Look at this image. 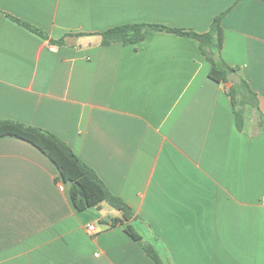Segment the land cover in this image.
I'll list each match as a JSON object with an SVG mask.
<instances>
[{"label":"crops","instance_id":"obj_1","mask_svg":"<svg viewBox=\"0 0 264 264\" xmlns=\"http://www.w3.org/2000/svg\"><path fill=\"white\" fill-rule=\"evenodd\" d=\"M227 9L221 56L258 96L242 129L196 38L96 35L203 33ZM0 120L58 136L132 209H75L46 154L1 136L0 264H156L126 225L165 264H264V0H0Z\"/></svg>","mask_w":264,"mask_h":264},{"label":"trees","instance_id":"obj_2","mask_svg":"<svg viewBox=\"0 0 264 264\" xmlns=\"http://www.w3.org/2000/svg\"><path fill=\"white\" fill-rule=\"evenodd\" d=\"M229 9L216 15L209 29L203 33L184 31L161 24L126 23L110 27L102 32L96 33V35L100 36L102 45L119 41L123 43L136 42L142 38V29L145 27L163 29L192 36L199 41L203 55L210 62L209 77L217 82H227V74L235 71V68L228 66L221 56L223 43L221 21ZM13 19L28 29L46 37V34L42 30L19 19ZM49 41L51 43L63 44L64 37L56 40L50 39ZM227 93L233 109L235 126L237 129H242L245 107L250 105L255 111H258V96L243 78H237L230 85ZM6 135L18 137L33 144L51 159L58 172L55 180L66 184L69 197L75 209L81 211L92 206H99L105 202L120 212L119 217L111 218L112 223L123 222L132 218V209L129 205L121 197L112 193L98 177L93 168L82 161L70 146L52 132L17 121L0 120V137ZM69 181L72 182L70 187L67 185ZM125 232L143 246L147 255L156 264H165L163 256L151 241H143V237L130 225L125 226Z\"/></svg>","mask_w":264,"mask_h":264},{"label":"built area","instance_id":"obj_3","mask_svg":"<svg viewBox=\"0 0 264 264\" xmlns=\"http://www.w3.org/2000/svg\"><path fill=\"white\" fill-rule=\"evenodd\" d=\"M57 185H58V188L60 189V190H64L65 188H66V184L65 183H63V182H57ZM93 228H94V225L93 224H90V225H88V227H87V229H88V231H92L93 230Z\"/></svg>","mask_w":264,"mask_h":264},{"label":"water","instance_id":"obj_4","mask_svg":"<svg viewBox=\"0 0 264 264\" xmlns=\"http://www.w3.org/2000/svg\"><path fill=\"white\" fill-rule=\"evenodd\" d=\"M226 78H227V80H228L229 82L234 83V81H235V79H234V72H230L229 74H227ZM71 184H72V182L69 181V182L67 183L68 187H70ZM106 218H108V216H107Z\"/></svg>","mask_w":264,"mask_h":264},{"label":"rangeland","instance_id":"obj_5","mask_svg":"<svg viewBox=\"0 0 264 264\" xmlns=\"http://www.w3.org/2000/svg\"><path fill=\"white\" fill-rule=\"evenodd\" d=\"M104 204H105L104 206H106V207L108 206L107 203H104ZM107 208H109V207H107Z\"/></svg>","mask_w":264,"mask_h":264}]
</instances>
